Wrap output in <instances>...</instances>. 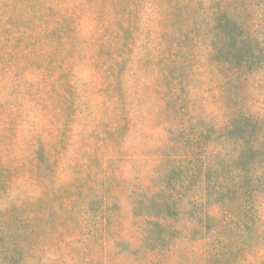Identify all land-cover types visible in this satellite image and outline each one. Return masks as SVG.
Instances as JSON below:
<instances>
[{"label":"rangeland","instance_id":"rangeland-1","mask_svg":"<svg viewBox=\"0 0 264 264\" xmlns=\"http://www.w3.org/2000/svg\"><path fill=\"white\" fill-rule=\"evenodd\" d=\"M221 6L0 0V264H264V188L199 205L213 225L204 236L192 217L204 202L199 172L178 186L176 215L148 225L131 201L159 186L162 154L181 153L198 121L224 117L227 81L206 57L213 20L264 29V11ZM263 77L245 85L257 107ZM146 226L173 233L160 252L141 241Z\"/></svg>","mask_w":264,"mask_h":264},{"label":"trees","instance_id":"trees-1","mask_svg":"<svg viewBox=\"0 0 264 264\" xmlns=\"http://www.w3.org/2000/svg\"><path fill=\"white\" fill-rule=\"evenodd\" d=\"M210 1L212 5L222 7L221 0ZM251 2L258 12L264 11V0H251ZM222 21L223 24L217 22L215 25L216 21L213 20V30L208 34L211 41L210 50L206 57L211 62L210 68L213 74L222 83L227 81L228 89L223 90L224 98L228 102L225 103L227 106L223 112L224 117L219 122L209 120L207 125L198 121L199 125H196L198 132H189L187 137L179 139L178 146L181 153L162 154L163 162L167 166L158 177L159 186L146 189L131 198L134 214L144 216L148 225L150 224L147 221L160 217L159 214L168 216L172 213L178 214L179 205L176 203L180 196L177 192L178 186L182 185L184 188L192 171L199 172L203 178L204 202L192 203L194 210L192 217L198 222H203L199 232V235L203 236L211 231L213 225L209 216L200 212L199 205L203 206L211 202L225 203L235 198L241 199V196L253 197L256 195V185L260 189L264 188V107L262 106L264 77L260 80L262 99L257 101L259 107L256 103L254 105L253 98L244 97L247 95L245 85L251 76L264 71L263 25L257 24L252 29L228 14ZM261 32H263L261 38L254 36V33L257 35ZM179 133L174 132L175 135L172 134L170 137L178 138ZM185 149H191L192 152L188 154ZM217 169L226 172V176L224 178H218L221 174L215 176ZM177 171L181 173L183 180L178 181V178H174L173 175ZM19 174L27 176L31 171L25 170V166L21 165ZM230 177L232 179L228 180ZM166 236H173V233L165 232L160 235L155 227L146 226L141 241L154 252H160L159 249L164 248ZM114 244L120 243L115 240Z\"/></svg>","mask_w":264,"mask_h":264}]
</instances>
